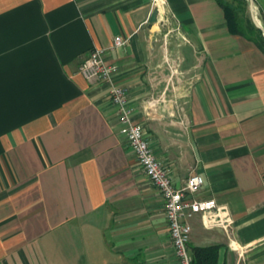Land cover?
Returning a JSON list of instances; mask_svg holds the SVG:
<instances>
[{
	"label": "crops",
	"instance_id": "crops-1",
	"mask_svg": "<svg viewBox=\"0 0 264 264\" xmlns=\"http://www.w3.org/2000/svg\"><path fill=\"white\" fill-rule=\"evenodd\" d=\"M253 8L264 28V0ZM93 47L173 184L200 174L191 196L232 218L193 215L192 257L216 245V264H264V53L216 0H0V264L175 261L109 85L78 73Z\"/></svg>",
	"mask_w": 264,
	"mask_h": 264
},
{
	"label": "built area",
	"instance_id": "built-area-1",
	"mask_svg": "<svg viewBox=\"0 0 264 264\" xmlns=\"http://www.w3.org/2000/svg\"><path fill=\"white\" fill-rule=\"evenodd\" d=\"M150 4L152 7L164 6L166 0H150ZM124 44L125 40L115 36L112 47ZM117 71V65L107 62L104 49L99 47H93L78 67V73L87 81H102L109 85V99L116 109L120 124L119 133L124 136L146 178L163 199L175 256L172 264H195L188 250L191 233L189 219L195 214H200L206 227L217 226L226 230L232 223V218L225 207L218 205L214 199H197L191 196L201 189L204 183L200 174L189 175L179 187L173 184L169 169L156 157L142 126L132 117L126 89L114 79Z\"/></svg>",
	"mask_w": 264,
	"mask_h": 264
},
{
	"label": "trees",
	"instance_id": "trees-1",
	"mask_svg": "<svg viewBox=\"0 0 264 264\" xmlns=\"http://www.w3.org/2000/svg\"><path fill=\"white\" fill-rule=\"evenodd\" d=\"M216 0L222 8L228 31L231 34L241 35L252 41L264 53V36L260 29L253 23L245 24L238 13L243 11L245 0ZM236 4V5H235ZM242 6V7H240ZM193 261L195 264H216L217 263V246L209 245L204 247L193 248Z\"/></svg>",
	"mask_w": 264,
	"mask_h": 264
},
{
	"label": "rangeland",
	"instance_id": "rangeland-1",
	"mask_svg": "<svg viewBox=\"0 0 264 264\" xmlns=\"http://www.w3.org/2000/svg\"><path fill=\"white\" fill-rule=\"evenodd\" d=\"M228 1H231V2H235L234 0H228ZM246 1V4H244V10L239 12L238 13V16L243 19V21L245 22V24H249V23H253L252 20H251V15H250V9H249V0H245ZM236 3V2H235ZM236 5V4H235ZM242 7V6H240ZM253 12H254V15L256 17V19L259 21L260 19V16L259 14L257 13V11L253 8ZM260 23V22H259ZM254 25V24H253ZM261 25V23H260ZM255 26V25H254ZM176 32V31H174ZM264 36V35H263Z\"/></svg>",
	"mask_w": 264,
	"mask_h": 264
},
{
	"label": "water",
	"instance_id": "water-1",
	"mask_svg": "<svg viewBox=\"0 0 264 264\" xmlns=\"http://www.w3.org/2000/svg\"><path fill=\"white\" fill-rule=\"evenodd\" d=\"M249 9H250V15H251V20L255 27L261 30L262 34L264 35V28L260 25L258 20L256 19L254 12H253V0H249Z\"/></svg>",
	"mask_w": 264,
	"mask_h": 264
}]
</instances>
